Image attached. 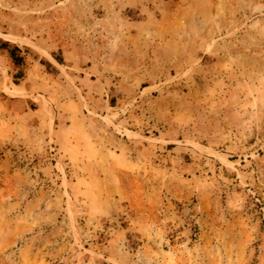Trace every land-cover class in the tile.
<instances>
[{
	"label": "rangeland",
	"instance_id": "1",
	"mask_svg": "<svg viewBox=\"0 0 264 264\" xmlns=\"http://www.w3.org/2000/svg\"><path fill=\"white\" fill-rule=\"evenodd\" d=\"M0 33L63 65L0 61V264H264V0H0Z\"/></svg>",
	"mask_w": 264,
	"mask_h": 264
},
{
	"label": "crops",
	"instance_id": "2",
	"mask_svg": "<svg viewBox=\"0 0 264 264\" xmlns=\"http://www.w3.org/2000/svg\"><path fill=\"white\" fill-rule=\"evenodd\" d=\"M0 34V61L5 62L8 65V69H10V90L14 88L26 94V83L28 82L26 76L30 73L31 69H35L36 66L42 69H48L50 72L52 70L55 73L58 72L59 67H63L62 64L54 60L53 55L48 53V57H46L30 48L25 43H17L13 40L4 38L7 35ZM14 93L15 96L19 95L18 92ZM14 95L10 97V101L14 102V100H20V97H14Z\"/></svg>",
	"mask_w": 264,
	"mask_h": 264
},
{
	"label": "trees",
	"instance_id": "3",
	"mask_svg": "<svg viewBox=\"0 0 264 264\" xmlns=\"http://www.w3.org/2000/svg\"><path fill=\"white\" fill-rule=\"evenodd\" d=\"M54 60L59 63L62 64L61 60L59 59V57L57 55H53Z\"/></svg>",
	"mask_w": 264,
	"mask_h": 264
}]
</instances>
